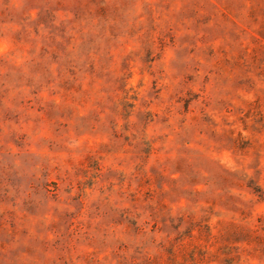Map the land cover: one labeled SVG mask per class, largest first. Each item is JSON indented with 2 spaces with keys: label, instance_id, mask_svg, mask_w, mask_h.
Masks as SVG:
<instances>
[{
  "label": "rangeland",
  "instance_id": "rangeland-1",
  "mask_svg": "<svg viewBox=\"0 0 264 264\" xmlns=\"http://www.w3.org/2000/svg\"><path fill=\"white\" fill-rule=\"evenodd\" d=\"M0 264H264V0H0Z\"/></svg>",
  "mask_w": 264,
  "mask_h": 264
}]
</instances>
